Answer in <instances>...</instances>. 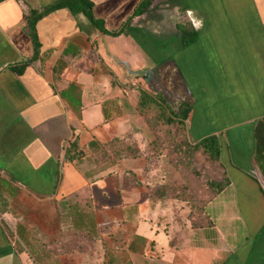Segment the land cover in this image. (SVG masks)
<instances>
[{"label":"crops","instance_id":"1","mask_svg":"<svg viewBox=\"0 0 264 264\" xmlns=\"http://www.w3.org/2000/svg\"><path fill=\"white\" fill-rule=\"evenodd\" d=\"M54 1L0 0V264H264V0H154L116 36L61 8L32 34L29 12ZM90 1L114 31L140 0ZM180 13L196 32L188 46ZM140 91L190 104L192 143L218 139L228 185L201 227L150 198L140 159L102 172L89 161L127 133L142 146ZM73 139L79 161L66 159ZM61 199L99 230L93 249L58 246Z\"/></svg>","mask_w":264,"mask_h":264},{"label":"trees","instance_id":"2","mask_svg":"<svg viewBox=\"0 0 264 264\" xmlns=\"http://www.w3.org/2000/svg\"><path fill=\"white\" fill-rule=\"evenodd\" d=\"M153 1L154 0L138 1L134 6L131 15L117 30L114 31L106 30L103 21L93 16V3L90 0H56L38 11L31 10L28 16V26L30 32L34 34V25L38 19L54 10L65 8L73 14L82 13L85 15L90 23L103 34L116 36L129 28L133 18L145 13ZM176 28L180 34L183 46H188L196 40V32L194 31L190 20L186 18L184 13H180ZM190 109V104L183 102L178 106L177 110H172L167 106L160 95L151 97L142 91H140L136 106V112L142 117L150 132L156 131L157 127L158 129H161V127L166 129L169 125L179 126L181 131L184 132L185 120L188 117ZM254 134L256 139V152L258 154L261 152L264 153V121H260L256 125ZM175 148L177 151L182 150L183 152L202 156L203 162L212 164L218 172V178L216 177L215 179L206 180L203 178L201 179V184H203L204 187L203 191H200L201 194L192 195L190 190L193 191V189H190V187H187L186 189L183 185L181 186L183 193L190 194L189 196L191 197V200H189L190 213L188 219L192 221V226L201 227L205 225L206 221H208L207 216L205 215L206 205L228 185L226 173L220 163V146L218 139L216 136L210 135L202 138L193 145H190L185 139H183L180 144L175 145ZM143 153H145V147H140L136 140L130 138V134L127 133L126 135L113 138L99 146L95 153L90 155L89 161L94 166L93 168L96 172H102L108 168L118 166L124 159L137 158ZM81 156H83V153L78 148L77 140L73 139L67 148L66 159L80 160ZM149 166L150 164L148 160L147 164L141 171V176L146 182L150 198L155 202H162L170 199L171 194L166 190L170 184H167L166 180H164V183H158V181L152 183L151 178L148 177V171H150ZM121 175H123L125 181L127 180V177H129L130 182L136 183L134 176L129 173V171L122 172ZM204 193H206L207 197L200 200V197L198 196H201ZM87 205L90 206L89 203ZM58 207L61 221H67L68 223V226L64 227L62 230V239L59 241L58 246L63 248L70 247L78 250L93 249L95 241L99 239V235H95V233L96 230L97 232L99 230L94 227H89L90 221L86 216H84L85 220L82 218L85 214L82 211L76 212L77 208L72 205L70 206L67 201L61 199L58 202ZM88 212L90 213V211Z\"/></svg>","mask_w":264,"mask_h":264},{"label":"rangeland","instance_id":"3","mask_svg":"<svg viewBox=\"0 0 264 264\" xmlns=\"http://www.w3.org/2000/svg\"><path fill=\"white\" fill-rule=\"evenodd\" d=\"M165 103L170 107L167 102ZM144 125H146L145 122ZM147 131L145 132L146 136L140 139L142 145L140 147H145V153L133 159L143 161L141 171L149 160L150 171H148V177L151 178L152 183L155 181L164 183V180H166L167 184H170L166 190L171 194V198L161 203H172L174 205L175 220L182 219L180 214L182 211H184L185 218H188L191 197L190 194L183 193L181 186L183 185L186 189L187 187L193 189V191L190 190L192 195L201 194L200 191L204 189L201 179L218 178V172L212 164L203 162L202 156L175 150V145L180 144L183 139L190 145L194 144L188 138L186 126H184V132L176 125H169L166 129L163 127L158 129L157 127L154 132ZM137 144L139 145L138 142ZM198 197L203 200L207 196L204 193Z\"/></svg>","mask_w":264,"mask_h":264}]
</instances>
